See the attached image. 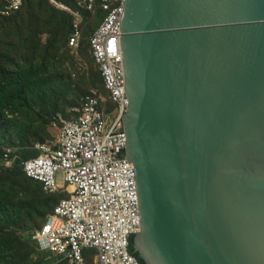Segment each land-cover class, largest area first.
I'll list each match as a JSON object with an SVG mask.
<instances>
[{
    "label": "water",
    "instance_id": "1",
    "mask_svg": "<svg viewBox=\"0 0 264 264\" xmlns=\"http://www.w3.org/2000/svg\"><path fill=\"white\" fill-rule=\"evenodd\" d=\"M123 32L135 251L264 264V0H128Z\"/></svg>",
    "mask_w": 264,
    "mask_h": 264
},
{
    "label": "built area",
    "instance_id": "2",
    "mask_svg": "<svg viewBox=\"0 0 264 264\" xmlns=\"http://www.w3.org/2000/svg\"><path fill=\"white\" fill-rule=\"evenodd\" d=\"M2 1L6 14L20 11L25 3ZM127 1L102 0L107 15L91 37L113 112L105 113L108 99L95 91L83 100L75 119L57 128L55 144L37 146L39 154L21 163L24 174L45 192L52 194L64 186L72 189V195L54 208L32 237L41 254L57 255L69 264H86L85 252L90 250L96 252L98 264H140L130 252V239L142 228V212L137 172L126 155L125 118L130 102L122 42ZM76 2L78 10L68 11L75 20L69 45L77 49L83 38L80 14L94 13L97 0ZM6 166L13 168L15 162Z\"/></svg>",
    "mask_w": 264,
    "mask_h": 264
},
{
    "label": "rangeland",
    "instance_id": "3",
    "mask_svg": "<svg viewBox=\"0 0 264 264\" xmlns=\"http://www.w3.org/2000/svg\"><path fill=\"white\" fill-rule=\"evenodd\" d=\"M68 9L77 11L75 0H34L32 5L27 2L25 8L16 15L6 14L3 7L0 9V22L8 26L7 35L0 38V72L6 71L8 80L11 79L10 71L19 72L17 61L23 58L22 51H26L21 50L20 40L36 33L37 40L43 47L55 39L56 34L58 35L61 42L59 51L53 52L51 59L55 66L62 68L57 73V77L53 76L54 78L42 81L53 82L51 88L42 90V82H39L34 90L23 92L20 95L22 99L16 97L13 106H21L23 101L27 105L24 116L15 117L11 112L12 108L4 100H0V163L6 169H12L6 166V163L11 160L16 164L18 158L23 160L25 157L31 158L38 155L37 146L49 142L50 132L54 135L56 129L60 128L64 122L71 121L85 98L95 91H99L105 98L108 97L103 89L99 70L90 49L91 37L102 19H105L106 12L96 10L91 14L83 12L80 14L81 19L84 20L83 39L79 48L70 49L67 46L69 39L68 34L66 35L67 23L64 17L59 15L60 12H65L74 18L67 11ZM12 16L16 17L11 18ZM45 52L46 50H43L42 54ZM25 84H28V80L24 81ZM113 110L114 105L111 102L104 105L106 114H111ZM17 123L21 125L18 126ZM55 125L56 129L53 128ZM58 181L64 184L63 176H59ZM25 195L38 196L41 201L47 202L51 209L67 197L64 192L56 195L44 193L40 186L26 179L20 170L6 173L0 170V201L16 202L23 207L27 205V202L21 199ZM42 224L41 222L40 226ZM38 229L12 227L9 230H13L14 235L21 239L24 246L12 240L9 247L19 245L18 252L24 256L29 255L34 260L36 253L31 237ZM9 230L3 233V237L7 240L10 239ZM0 237H2L1 232ZM4 249V246L0 248V250ZM94 254H96L94 250L89 252V255ZM44 259L48 262L59 260L60 257L44 255ZM87 264H96L95 258H89Z\"/></svg>",
    "mask_w": 264,
    "mask_h": 264
},
{
    "label": "trees",
    "instance_id": "4",
    "mask_svg": "<svg viewBox=\"0 0 264 264\" xmlns=\"http://www.w3.org/2000/svg\"><path fill=\"white\" fill-rule=\"evenodd\" d=\"M101 1L102 0H97L96 10H98L99 12H105L101 7ZM27 2H29L30 5H32L34 0H25L22 9L25 8ZM47 3L48 5H50L48 1ZM2 7L3 8L5 7V2L0 0V9ZM22 9L18 12L12 13V15H16L20 13ZM83 13L91 14L90 12H86V11H83ZM59 15L64 17V19L66 20L67 23L66 35L68 34L67 36L70 37V35L74 30L73 29L74 18L70 14L68 13L66 14L65 12H60ZM14 17L16 16H12L11 18ZM6 19H10V18H6ZM103 20L104 18L102 19L101 23L103 22ZM100 24L98 25V27L100 26ZM7 33H8V26L0 22V38L5 37ZM37 38H38V34L36 33L33 34L32 36L22 38L20 40L19 44L21 50H26V51H22L24 53V56L23 58H21V60L17 61L19 72H11L9 70L11 73L10 80L7 79L6 71L0 72V100H4L5 103L12 108L11 112L15 117L24 116V109H26L27 107L25 101L21 102V106H17V105L13 106L16 97L18 99H22L20 95L23 92H30L34 90L36 88L37 83L52 78L53 76L57 77L58 76L57 73L62 70V68L55 66L52 63V59H51V54L53 52L59 51V45L61 44V42L59 41L58 35L56 34L55 39L48 42L46 44V47H43L41 42L37 40ZM67 46H69V39L67 41ZM90 49H91V40H90ZM43 50H46L44 54H42ZM93 59H94V55H93ZM94 62L96 63L95 59ZM97 67L99 70L98 73L102 81L103 89L105 90L101 71L98 65ZM25 80H28V84L24 85ZM53 84H54L53 82L51 83L42 82L41 89L43 90L46 88H51ZM108 102L111 101L108 100ZM30 111L32 113H35L33 110ZM17 124L18 126L21 125V123H17ZM27 159L28 158L26 157L23 160L18 158L17 163L12 169H6L0 163V170H4L5 173L13 170H20L26 179L40 186L41 190L43 191L41 184L28 178L24 174L21 163ZM21 199H24L27 202V205L22 207L20 204L16 202H7L4 200L0 201V232L2 234V237H0V248L3 246L5 247L4 250H0V264H39L40 262L45 261L44 256L38 251L35 245L34 246H35L36 255L34 260L29 255L24 256L23 254H20L18 252L19 245L10 248L9 244L10 241L12 240L18 241V244H21L23 246L24 243L21 242L20 238L14 235L13 230H9V229H11L12 227H20L22 229H27V230H33L36 228H39L38 230H40L43 227L44 223L46 222L49 214L53 212L56 205L51 209L50 205L47 202L41 201V199L38 196L32 197L31 195H25ZM41 222L43 224L40 226ZM6 230L10 231L9 240L3 237V233ZM134 239H135L134 237L130 239V252L138 259L140 264H146L145 260L140 256L139 252L135 251ZM60 264H66V263H60Z\"/></svg>",
    "mask_w": 264,
    "mask_h": 264
},
{
    "label": "crops",
    "instance_id": "5",
    "mask_svg": "<svg viewBox=\"0 0 264 264\" xmlns=\"http://www.w3.org/2000/svg\"><path fill=\"white\" fill-rule=\"evenodd\" d=\"M75 3H76V9L78 10V6H77V2H76V0H75ZM71 10V9H70ZM68 11V10H67ZM84 21V20H83ZM74 23H75V20L73 21V29H74ZM83 27V26H82ZM74 31V30H73ZM84 33V32H83ZM72 34H73V32H72ZM72 34L70 35V37L72 36ZM70 37H69V40H70ZM83 39V38H82ZM82 42V41H81ZM68 48H70V49H76V48H72V47H70V45L68 46ZM107 96H108V94H107ZM106 99H108L109 100V98L107 97ZM108 102V101H107ZM82 103H83V101H82ZM82 103H81V105H82ZM80 105V106H81ZM105 105V104H104ZM104 105H103V107H104ZM76 118V115L74 116V118H72V120L73 119H75ZM54 129H56L57 127L56 126H54L53 127ZM56 132L57 133H55L54 135L53 134H51V132H50V136H51V140L49 141V142H47L49 145H53V144H55L56 143V138H55V136H56V134H58V130L56 129ZM46 144V143H45ZM38 154H39V152H38ZM37 156V155H36ZM36 182V181H35ZM38 183V182H37ZM40 184V183H39ZM43 188V187H42ZM43 191H44V189H43ZM45 192V191H44ZM60 192H64L66 195H67V197H65L64 199H66V198H68L69 196H71L72 195V189L71 188H68L67 186H64L63 188H61V189H59L57 192H55V193H52V194H50V193H47V192H45L46 194H48V195H56V194H58V193H60ZM64 199H62V200H64ZM62 200H60L57 204H56V206L62 201ZM55 206V207H56ZM52 213V212H51ZM50 215V214H49ZM35 233V232H34ZM34 235V234H33ZM33 235H32V237H33ZM31 237V238H32ZM91 251V250H90ZM90 251H86L85 252V258H86V264H87V262H88V259L89 258H91V257H94L95 258V261H96V264H98L97 263V259H96V254H94V255H89V252ZM42 255L44 256L45 254H43L42 253ZM60 263H66V264H69V262L67 261V260H65V259H59V260H56V264H60Z\"/></svg>",
    "mask_w": 264,
    "mask_h": 264
},
{
    "label": "clouds",
    "instance_id": "6",
    "mask_svg": "<svg viewBox=\"0 0 264 264\" xmlns=\"http://www.w3.org/2000/svg\"><path fill=\"white\" fill-rule=\"evenodd\" d=\"M41 229H42V228H41ZM41 229H40V230H41ZM37 231H39V230H37ZM37 231H36V232H37ZM36 232H35V233H36ZM35 233H34V234H35ZM33 236H34V235H33ZM134 237H135V236H134ZM31 239H32V238H31ZM32 241H33V240H32ZM33 243H34V245L36 246V243H35L34 241H33ZM36 247H37V246H36ZM37 249H38V248H37Z\"/></svg>",
    "mask_w": 264,
    "mask_h": 264
},
{
    "label": "flooded vegetation",
    "instance_id": "7",
    "mask_svg": "<svg viewBox=\"0 0 264 264\" xmlns=\"http://www.w3.org/2000/svg\"><path fill=\"white\" fill-rule=\"evenodd\" d=\"M251 187H253V186H251ZM255 188V187H254ZM256 189H259V188H256Z\"/></svg>",
    "mask_w": 264,
    "mask_h": 264
}]
</instances>
